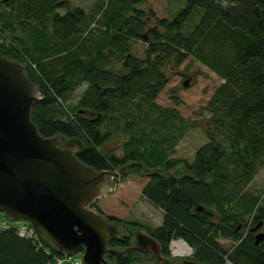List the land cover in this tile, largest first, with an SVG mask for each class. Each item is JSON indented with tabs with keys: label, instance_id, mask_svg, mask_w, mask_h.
<instances>
[{
	"label": "trees",
	"instance_id": "1",
	"mask_svg": "<svg viewBox=\"0 0 264 264\" xmlns=\"http://www.w3.org/2000/svg\"><path fill=\"white\" fill-rule=\"evenodd\" d=\"M143 1L108 0L109 5L97 13L95 35L89 26L100 5L88 14L68 0H0V56L21 62L38 85L43 99L33 106L31 118L39 133L81 140L86 148L78 158L84 164L97 170L131 162L164 171L183 167L177 176L150 174L142 189L163 213L158 227L106 216L126 229L124 236L110 241V247H130V228L139 227L160 243L167 257L171 241L182 239L194 248L189 258L194 263L264 264V240L255 245L250 233L252 226L264 221V211L256 209L247 226L241 215L259 201L253 197L241 202L245 195L239 187L264 162V0H186L172 19H159L150 12L147 18L154 20L155 29L150 30L142 60L131 54L129 40L138 39L146 27L144 13L137 9ZM197 9L200 18L184 33L182 27ZM111 56L122 62L116 72L105 65ZM188 56L222 80L206 105L212 134L191 163L170 158L184 123L176 127L177 113L155 104L168 82L164 67L172 59L180 64ZM82 84L87 88L81 99L67 109L69 93ZM155 111L158 115L152 116ZM116 120L121 123L114 124ZM107 121L117 129L124 125L127 139L121 157L102 149L111 134L103 133ZM158 128H167V135H158ZM139 172L138 166H131L122 177ZM217 236L236 244L227 251ZM45 246L47 250H37L14 229L2 230L0 264H54L62 255ZM132 253L138 252L106 259L133 264Z\"/></svg>",
	"mask_w": 264,
	"mask_h": 264
},
{
	"label": "water",
	"instance_id": "2",
	"mask_svg": "<svg viewBox=\"0 0 264 264\" xmlns=\"http://www.w3.org/2000/svg\"><path fill=\"white\" fill-rule=\"evenodd\" d=\"M42 99L24 65L0 56V212L9 220L30 221L60 255L82 252V264H112L107 255L125 256L130 250L152 255L156 264H198L165 256L144 228H133L130 247L109 246L126 232L121 233V224L108 220L93 205L114 190L118 176L131 166H138L141 176L181 173L178 167L164 171L143 162L128 163L117 171L84 164L78 158L86 148L81 140L39 133L31 111ZM262 225L259 221L250 229L256 232L255 245L264 240Z\"/></svg>",
	"mask_w": 264,
	"mask_h": 264
},
{
	"label": "rangeland",
	"instance_id": "3",
	"mask_svg": "<svg viewBox=\"0 0 264 264\" xmlns=\"http://www.w3.org/2000/svg\"><path fill=\"white\" fill-rule=\"evenodd\" d=\"M68 1L72 6L83 8L88 14L100 5V9L95 13L96 21H93L89 26L91 31H93L95 35H98L99 23L97 19H99L100 14L97 13L102 11L106 5H109L106 3L108 0ZM185 4L186 0H144L138 5L137 9L143 11V17L146 18L147 22L145 29L140 32L141 36L138 39L129 40L131 54L138 59H145V51L151 40L150 30L155 29L154 20L147 18L149 17L150 12L159 19H172L177 12L185 6ZM59 12L64 13L63 10H59ZM200 13V9H197L189 20L186 21L182 27L184 33L189 32V30L193 28L194 23L200 18ZM121 63L120 57L111 56L108 58L105 65L116 72L121 68ZM163 72L166 75V78H168V82L155 98V104L159 109H168L177 113L180 119H175L176 127L180 128L181 123H184L181 128L183 133L180 134V137L176 140L169 156L170 158L191 163L197 150L209 142V137L212 134V128L209 122L210 113L206 110V105L212 99L213 94L222 83V80L206 66L190 56L185 57L184 61L180 64H177L176 59H172L164 67ZM185 81L188 82L187 86L183 85ZM86 88L87 86L82 84L69 93L68 99L65 103L67 109L76 107ZM120 110L121 108H118L115 110L116 112H114V114L119 116ZM157 113L158 112L155 111L152 116L158 115ZM126 114L127 111L124 110L123 115ZM119 122L120 120H116L114 124H119ZM114 124L107 121L103 126V133L111 134L103 144L102 149H105L117 157H121L123 153L122 145L126 141L127 136L122 130L124 125L117 129ZM146 125L150 126V124ZM167 132V128L157 129L158 135H167ZM175 132L176 131L174 130L173 133ZM182 169L183 167L178 165V170L181 171ZM230 171L233 172L232 170ZM148 179V176H141L132 173H128L124 177L118 176V179L113 184L114 190L96 202L97 208H99L104 215L115 216L122 222H135L143 227L151 229L158 227L162 223L163 213L142 194V189ZM229 187H232V185L229 184ZM239 187L240 192L245 195L243 199L240 198V200L242 199L241 202H249L253 197L258 198L259 201L256 206L251 208V212L241 215L246 225L249 226L256 209L263 208L264 211V162L259 163L256 172L251 175L250 180L242 185L240 184ZM237 196H240V193ZM232 209L238 210V208L234 206H232ZM4 219V214L0 212V220L2 221ZM22 222V220H13L14 225H20ZM119 227L120 230L122 229L121 233L126 232L124 227L121 225ZM133 228L135 227L130 228L131 231ZM262 230L264 231V226L262 227ZM242 231L245 230L240 229L239 232L241 233ZM216 239L217 242L227 251L236 244L233 239L225 236H217ZM188 246L191 248V254L189 256H177L174 258H191L194 248L190 245ZM78 254L81 256L80 252H78ZM132 256L133 264H155L154 258H152L150 254L138 252L132 253ZM225 264H230V262L226 260Z\"/></svg>",
	"mask_w": 264,
	"mask_h": 264
},
{
	"label": "built area",
	"instance_id": "4",
	"mask_svg": "<svg viewBox=\"0 0 264 264\" xmlns=\"http://www.w3.org/2000/svg\"><path fill=\"white\" fill-rule=\"evenodd\" d=\"M14 229L16 234L24 239L29 240L35 249L37 250H46L44 242L41 235L36 230V228L27 221L22 222L20 225H14L7 219L0 220V232L2 230ZM55 264H81L80 258L75 257H59L55 259Z\"/></svg>",
	"mask_w": 264,
	"mask_h": 264
},
{
	"label": "bare ground",
	"instance_id": "5",
	"mask_svg": "<svg viewBox=\"0 0 264 264\" xmlns=\"http://www.w3.org/2000/svg\"><path fill=\"white\" fill-rule=\"evenodd\" d=\"M171 251L178 257H186L191 254V248L182 241H174L171 244Z\"/></svg>",
	"mask_w": 264,
	"mask_h": 264
},
{
	"label": "flooded vegetation",
	"instance_id": "6",
	"mask_svg": "<svg viewBox=\"0 0 264 264\" xmlns=\"http://www.w3.org/2000/svg\"><path fill=\"white\" fill-rule=\"evenodd\" d=\"M252 227H253V226H252ZM262 227H263V226H262ZM262 227H261V228H262ZM255 233H256V232L251 233V234L253 235V239H254V237H255Z\"/></svg>",
	"mask_w": 264,
	"mask_h": 264
}]
</instances>
